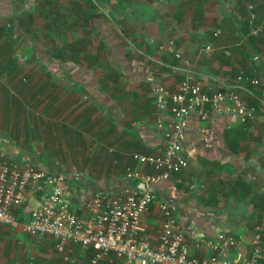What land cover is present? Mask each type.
<instances>
[{"label":"crops","instance_id":"crops-1","mask_svg":"<svg viewBox=\"0 0 264 264\" xmlns=\"http://www.w3.org/2000/svg\"><path fill=\"white\" fill-rule=\"evenodd\" d=\"M117 1L138 12L131 18L115 12L118 20L74 9L78 1H71L67 12L61 8V28L76 18L79 31L72 30L55 59L0 61V159L53 175L68 207L85 221L89 194H116L135 184L124 177L127 167H138L132 153L163 148L167 117L159 119L150 86L158 82L176 90L186 69L174 57L177 52L206 92L234 91L256 110L246 123L210 117L209 149L195 134L199 122L189 115L182 141L187 164L151 185L154 198L140 215L139 236L151 247L158 244L163 204L180 228L194 230L183 231L191 255L210 254L196 246L204 239L231 236L235 244L228 255L234 264L254 245H264V79L260 85L235 81L240 70L248 78L264 76V0ZM6 4L11 19V3ZM249 19L258 27L256 35L248 34ZM26 35L27 51L38 55ZM205 44L212 47L209 55ZM78 171L83 174L75 178ZM54 243L47 235L23 233L19 223L2 224L0 264H85L92 255L89 247L74 244L58 252ZM262 261L264 253L256 264ZM97 264L123 262L108 253Z\"/></svg>","mask_w":264,"mask_h":264},{"label":"built area","instance_id":"built-area-1","mask_svg":"<svg viewBox=\"0 0 264 264\" xmlns=\"http://www.w3.org/2000/svg\"><path fill=\"white\" fill-rule=\"evenodd\" d=\"M248 22V34L256 35L258 27L250 25L251 19ZM217 33L218 30H215L212 35ZM163 47L162 44L158 46L159 49ZM203 50L209 55L212 47L205 44ZM222 52L229 54L227 49ZM174 57L190 69L187 59L177 52H174ZM256 59L255 56L252 60ZM186 69L175 91H169L158 82L150 86L159 119L167 117L163 130L164 144L163 148L151 154H131L138 167H127L124 177L134 185H127L116 194L108 195L100 191L89 194L84 203L87 219L82 221L64 201V192L53 175L29 164L19 165L0 159V225L19 223L21 231L27 235L50 236L58 252L66 244L89 247L92 255L85 264H97L108 253L123 264H231L228 250L235 244L234 238L218 235L214 239L202 240L196 246L206 247L210 254L196 258L189 253L183 235L184 230L188 234H193L194 230L188 226L180 228L170 214V208L163 204L159 205L163 219L158 244L151 247L147 240L139 236L140 215L154 198L151 185L177 173L187 164L182 141L189 115H194L199 122L195 134L202 147L209 149L214 140V133L208 124L210 117L222 116L246 123L255 114V107L246 104L234 91L206 92L193 73ZM243 79H248L251 85H260L264 76L248 78L240 70L235 81L238 83ZM141 167L152 172L142 173ZM82 174L78 171L74 176L80 178ZM30 196L38 200L39 206L26 219L18 221L15 211ZM263 253L264 245H254L246 258L234 264H256Z\"/></svg>","mask_w":264,"mask_h":264},{"label":"rangeland","instance_id":"rangeland-1","mask_svg":"<svg viewBox=\"0 0 264 264\" xmlns=\"http://www.w3.org/2000/svg\"><path fill=\"white\" fill-rule=\"evenodd\" d=\"M11 5L10 9L12 11V16L9 19L6 17L5 10L7 8V0H0V27L3 26L10 33L9 36L3 38L0 36V61L1 60H17L22 59H40L38 55L29 53L27 47L24 44L23 38L24 33L30 36L32 43L35 45L38 53L44 50L52 55H54L56 49L62 48V46L70 43V33H76L75 28L78 27L76 23L77 19L73 18L69 20L70 25L67 29L63 30L61 27L60 13L61 8L65 7L63 12H67L69 8L74 5V9H79L81 11H92L95 13H100L109 18L115 17L119 20V16L115 12L122 13L126 18H131L133 13H137L135 5L127 6L125 8L124 4L121 8L118 7L119 2L117 0H9ZM141 0H135L139 2ZM91 2V3H90ZM94 3L95 7H93ZM80 4V8L76 5ZM118 7V8H117ZM106 8V9H104ZM107 8H110V12ZM96 9V10H95ZM131 11V12H130ZM141 18V15L136 14ZM96 17V16H95ZM144 18V16H143ZM134 19V18H133ZM64 20H67L65 18ZM89 18L88 24L93 25V21ZM21 21V22H19ZM68 21V20H67ZM14 23V26L12 25ZM87 22V20H86ZM249 24V22H248ZM251 26L254 24L250 23ZM86 27V26H85ZM84 27V28H85ZM89 26H87L88 28ZM86 31V29H85ZM84 31V33H85ZM20 32V33H19ZM23 32V33H22ZM26 35V36H27ZM69 54V53H68Z\"/></svg>","mask_w":264,"mask_h":264},{"label":"trees","instance_id":"trees-1","mask_svg":"<svg viewBox=\"0 0 264 264\" xmlns=\"http://www.w3.org/2000/svg\"><path fill=\"white\" fill-rule=\"evenodd\" d=\"M91 3V2H90ZM92 4H93V7H94V3L92 2ZM11 21H12V18H11ZM19 22H21V21H19ZM12 25L14 26V23L12 22ZM7 30L8 29H5V27H3V26H1L0 27V36H2L3 38H5V37H7V36H9V34L10 33H7ZM20 33V32H19ZM23 33V32H22ZM7 35V36H6ZM21 38H23V36L21 37ZM36 48V47H35ZM38 54V53H37ZM39 55V54H38ZM40 56V58L42 59H55L56 57H55V54L54 55H52V54H48V53H46V52H44V51H42V53H41V55H39ZM39 56H38V58H39ZM62 59H65V56H63L62 55ZM23 207V206H22ZM22 207H20L19 209H16V211H15V215H16V219L18 220V221H22V220H24V219H26L27 217L26 216H23L22 215V213H21V208ZM262 262H264V261H262Z\"/></svg>","mask_w":264,"mask_h":264},{"label":"water","instance_id":"water-1","mask_svg":"<svg viewBox=\"0 0 264 264\" xmlns=\"http://www.w3.org/2000/svg\"><path fill=\"white\" fill-rule=\"evenodd\" d=\"M38 206H39L38 200L36 198L30 196L27 199L26 203L21 208V213L23 216H27L30 214V212L35 210Z\"/></svg>","mask_w":264,"mask_h":264}]
</instances>
